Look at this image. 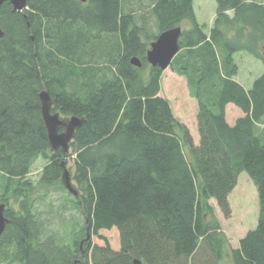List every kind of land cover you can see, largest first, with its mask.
<instances>
[{
    "label": "trees",
    "instance_id": "trees-1",
    "mask_svg": "<svg viewBox=\"0 0 264 264\" xmlns=\"http://www.w3.org/2000/svg\"><path fill=\"white\" fill-rule=\"evenodd\" d=\"M196 1L141 0L151 23L130 0L0 7V204L8 219L0 264H220L226 238L211 201L230 219L244 172L258 191L259 219L231 264H264V73L249 89L235 79L238 53L264 63V0H215L210 34ZM178 27L170 68L198 101L199 144L160 96L164 71L147 60L159 35ZM43 91L53 113L84 121L67 152L50 145ZM229 105L243 113L234 125ZM38 160L45 164L34 180ZM65 169L78 196L62 184ZM51 189L67 192L62 208L82 218L67 232L44 217ZM113 228L119 250L91 243Z\"/></svg>",
    "mask_w": 264,
    "mask_h": 264
},
{
    "label": "rangeland",
    "instance_id": "rangeland-1",
    "mask_svg": "<svg viewBox=\"0 0 264 264\" xmlns=\"http://www.w3.org/2000/svg\"><path fill=\"white\" fill-rule=\"evenodd\" d=\"M130 1L133 5L131 6L137 11V15L141 18L142 14L147 12V8L142 9L141 0ZM147 1L148 0H144L143 2L145 7ZM195 6L199 18L198 22L204 25L206 32L210 34L211 29L215 26L216 1L197 0ZM231 15L233 14L231 13ZM142 17H147L148 22H152L147 15ZM189 28L190 23H183L182 29ZM230 35L233 37L235 33L232 32ZM235 62L238 65V75L235 79L248 89L253 85L255 79L264 73V63L249 54L238 53L235 56ZM160 96L169 100L177 121L187 126L193 138L196 139V143L199 144L200 137L197 128L198 101L190 95L186 79L174 73L171 68L165 70L162 78ZM60 116L64 120L70 119L63 117L61 114ZM240 117H243V113L239 109L233 105L227 107V121L229 124L233 125ZM261 129H264V126L261 127ZM44 164L45 162L42 160H38L35 164L31 176L34 180L38 179ZM69 172L72 174L71 169ZM50 193V197L54 200V206L51 207L50 210L48 209L50 212L49 214H45L44 217L49 218V215L52 214V218L50 215V218L53 219L51 227L54 229L60 228L67 232L74 223V219L81 220L82 218L78 213L62 208V199L68 196L67 192H56L51 189ZM211 204L215 208L216 216L221 223L222 231L226 238V256L220 264H231V251L239 248L241 239L245 237L250 230L255 229L258 224L260 207L257 188L247 173L244 172L241 174L238 187L231 197L233 215L230 219H226L223 216L215 201H211ZM105 240L109 241L113 249H120V234L117 228L99 232V236L92 237L91 243L103 245L105 244Z\"/></svg>",
    "mask_w": 264,
    "mask_h": 264
},
{
    "label": "water",
    "instance_id": "water-1",
    "mask_svg": "<svg viewBox=\"0 0 264 264\" xmlns=\"http://www.w3.org/2000/svg\"><path fill=\"white\" fill-rule=\"evenodd\" d=\"M87 0H82L86 2ZM12 4L15 11L23 12L27 9V0H0V7L5 3ZM4 33L0 27V38ZM182 29L180 27L163 32L158 39L151 44L147 53L148 63L152 67H158L162 71L170 68L174 58L180 51V39ZM132 64L137 67H142L139 59L133 58ZM42 114L48 131L49 141L52 149L57 151L62 149L64 152L69 151L70 142L74 139L75 132L79 129L83 120L78 117H71L68 120L62 119L59 113H53V101L47 91L41 93ZM63 186L74 196H78V192L74 187L70 172L65 169L62 175ZM6 206L0 204V237L5 231L8 219L5 217ZM90 237L88 236V240Z\"/></svg>",
    "mask_w": 264,
    "mask_h": 264
},
{
    "label": "crops",
    "instance_id": "crops-1",
    "mask_svg": "<svg viewBox=\"0 0 264 264\" xmlns=\"http://www.w3.org/2000/svg\"><path fill=\"white\" fill-rule=\"evenodd\" d=\"M196 14H197V11H196ZM197 18H198V15H197ZM198 19H199V18H198ZM229 106H230V105H229ZM235 123H236V122H235ZM235 123H234V124H235ZM234 124H233V125H234ZM230 125H231V124H230ZM194 140H195V143H196V139H195V138H194ZM196 144H197V143H196ZM237 187H238V186H237ZM237 187H236V189H237ZM236 189H235V190H236ZM235 190H234V191H235ZM234 191H233V192H234ZM232 194H233V193H232ZM232 194L230 195V203H231V197H232Z\"/></svg>",
    "mask_w": 264,
    "mask_h": 264
}]
</instances>
